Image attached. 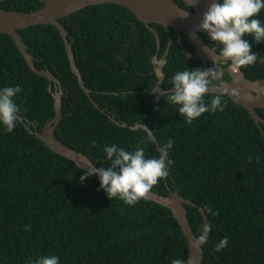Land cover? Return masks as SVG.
Instances as JSON below:
<instances>
[{"label":"trees","instance_id":"1","mask_svg":"<svg viewBox=\"0 0 264 264\" xmlns=\"http://www.w3.org/2000/svg\"><path fill=\"white\" fill-rule=\"evenodd\" d=\"M43 5L40 0L0 1L2 9L23 12ZM254 18L264 24V9ZM59 21L84 86L105 112L81 89L56 27L38 24L19 30L34 66L48 69L62 86L57 139L97 168H107L111 161L104 152L106 145L127 151L143 147L146 158L159 156L148 133L130 126L144 124L160 147L171 138L175 143L169 150V176L151 191L163 196L177 192L195 204L185 205L195 237L204 223L198 207L204 210L212 227L201 263L264 264V125L227 95L223 112H206L191 125L179 106L166 97L156 99L154 58L165 60L162 90L172 87L177 71L203 70L185 54L172 29L150 24L158 34V48L146 25L113 3L91 5ZM199 36L213 44L207 33ZM181 39L193 51L185 34ZM243 39L258 56L254 65L241 71L249 80L264 79V41L251 35ZM49 84L30 68L11 36L0 33V89H22L14 99L31 130L41 131L55 114V87L49 90ZM216 94L206 95L205 102L210 105ZM256 113L264 119V108ZM110 117L128 126H119ZM85 172L52 152L20 121L12 133L0 125V264H33L42 256H57L59 264H171L173 259H188L187 239L170 209L147 199L133 206L112 200L100 188L98 176L80 181ZM208 208L219 215L208 213ZM225 237L227 247L214 251Z\"/></svg>","mask_w":264,"mask_h":264},{"label":"clouds","instance_id":"2","mask_svg":"<svg viewBox=\"0 0 264 264\" xmlns=\"http://www.w3.org/2000/svg\"><path fill=\"white\" fill-rule=\"evenodd\" d=\"M195 2L196 0H192V3H188L189 7ZM187 9L179 16L186 18ZM261 9H264V0H214L203 13L199 28L206 32L213 42L205 51L212 54L211 61L215 67L206 70L196 68L177 71L171 77L172 87L166 92L153 87L156 99L166 97L168 103L179 106L178 111L188 125L206 112H223L229 102L223 99L226 95L233 102H238L241 99L240 91L236 88L229 90L228 87L223 86L219 94L212 97L210 105L204 98L214 86L213 82L219 81L222 77L220 65L227 63L231 72L238 75L242 68L256 63L258 55L251 52V45L243 40L242 36L251 35L257 42L264 41V24L260 19L254 18ZM215 45H219L218 52ZM21 91L18 86L0 89V125H3L9 133L13 132L20 120L21 108L14 98ZM256 98L247 96L244 99L252 101ZM142 127L151 141L152 131L144 124ZM174 143L175 141L169 138L167 143L159 148V156L152 158H146L143 147H137L135 151H127L115 144L106 145L104 152L111 165L107 168L103 166L96 168L92 163L89 164L88 171L81 175L80 181L83 182L87 177L97 175L100 188L110 199H119L126 205L133 206L146 199L151 189L162 179L168 178V166L172 164L169 150ZM249 160L251 161V158ZM207 212L213 216L219 215V212H213L211 208H208ZM211 227V224L203 223L200 234L190 243V247L198 251L202 250L208 241ZM227 245L228 238L225 237L218 242L214 251L220 252ZM33 264H59V258L42 256ZM171 264H192V260L177 258L173 259Z\"/></svg>","mask_w":264,"mask_h":264},{"label":"water","instance_id":"3","mask_svg":"<svg viewBox=\"0 0 264 264\" xmlns=\"http://www.w3.org/2000/svg\"><path fill=\"white\" fill-rule=\"evenodd\" d=\"M2 1V0H0ZM44 5L34 11L23 12L15 10H5L0 8V33L7 34L11 36L15 45L22 53L25 61L30 66V68L38 75L45 77L49 82V90L52 86L55 87V91L52 96L54 98V116L52 119L47 121L41 131L34 128L31 130L26 123L28 120H24L20 117V122L25 125L26 129L29 130L36 138H38L45 146H47L55 154L68 159L73 162L78 168L88 171L89 164L92 163L83 153L78 152L59 141L56 137L55 131L61 119V98L63 95V89L60 82L55 78V76L48 69H37L34 66L33 58L30 53H28L26 46L24 45L19 30L38 24H49L56 27L64 41V46L66 54L68 56L70 68L73 74L77 77L79 85L83 92L90 98L92 104L105 112L104 109L99 108L98 103H96L90 94L89 89H87L83 84V79L80 74L78 67L76 66L73 52L71 50L70 42L67 38L66 30L61 25L59 19L69 15L77 10L83 9L85 7L104 3H113L121 5L129 9L139 21L143 22L146 27L155 35L157 41V47L159 48L160 42L157 32L151 27L150 24H159L166 29H172L178 35V41L188 57L194 60H210L211 53L206 52L205 49L209 46L202 41L199 33H206L200 30L199 25L203 19V13L207 10L209 5L214 2V0H196L194 4L190 7L188 3H192V0H181L190 9H187L186 18L181 17L183 10L175 0H40ZM181 33L185 34L191 41L195 52L189 51L182 43ZM243 39V36H242ZM244 40V39H243ZM171 43V38L169 39V44ZM169 46V45H168ZM168 48L165 52L167 54ZM155 59V58H154ZM153 59V63H154ZM165 60H162V65L160 67L154 66V71L158 77V82L154 87H157L161 92H166L167 90H162L160 85L162 82V66ZM228 74L231 79L229 82H222L221 84H216L210 89V93H219L221 87H228L229 90L236 88L240 91L241 99L237 102L239 105L244 107L254 119V121L260 125H264V119H262L257 113V108H264V79L259 80H249L245 78L243 72L234 74L229 69ZM247 96L257 97L255 100L247 101L244 98ZM111 121L119 126L127 127L125 122H119L114 117H110ZM131 129L142 128V125L136 124L130 126ZM148 129V128H147ZM145 130V129H144ZM149 130V129H148ZM152 140L156 143L159 150L160 145L156 142V138L152 133ZM94 167V163H92ZM97 168V167H96ZM97 176V175H96ZM147 200L156 202L172 211L176 217L181 230L188 242V258H191L192 264H202L203 252L202 250H196L190 247V243L195 240V235L192 232L188 224L187 212L185 205L195 204L190 200H185L181 198L177 192H171L167 196L159 195L152 191L149 192ZM199 211L203 216V222L207 223V218L204 210L198 207Z\"/></svg>","mask_w":264,"mask_h":264},{"label":"flooded vegetation","instance_id":"4","mask_svg":"<svg viewBox=\"0 0 264 264\" xmlns=\"http://www.w3.org/2000/svg\"><path fill=\"white\" fill-rule=\"evenodd\" d=\"M202 33V32H201ZM204 42V41H203ZM206 43V42H205ZM209 47L210 45L208 43H206ZM216 49H217V52L219 51V45H215ZM192 52H195V49L193 47V51ZM195 61H198L201 63V65L203 66V70H206L208 68H214L215 66L212 64V61L210 60H206V61H202V60H195ZM221 71H222V77L220 78L219 81H214L213 85H216V84H221L222 82H229L231 77L230 75L228 74V64L225 63V64H222L219 66ZM228 77V79H226Z\"/></svg>","mask_w":264,"mask_h":264},{"label":"rangeland","instance_id":"5","mask_svg":"<svg viewBox=\"0 0 264 264\" xmlns=\"http://www.w3.org/2000/svg\"><path fill=\"white\" fill-rule=\"evenodd\" d=\"M154 65H155L156 67H160V66L162 65V60H161V59H157V58H155V59H154ZM228 70H229V68H228Z\"/></svg>","mask_w":264,"mask_h":264}]
</instances>
